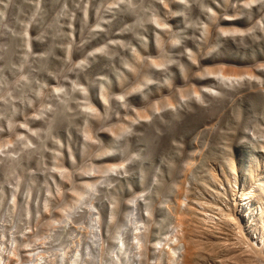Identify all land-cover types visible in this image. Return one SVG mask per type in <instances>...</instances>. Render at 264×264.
<instances>
[{
  "label": "rangeland",
  "instance_id": "rangeland-1",
  "mask_svg": "<svg viewBox=\"0 0 264 264\" xmlns=\"http://www.w3.org/2000/svg\"><path fill=\"white\" fill-rule=\"evenodd\" d=\"M261 181L264 0H0V264H228Z\"/></svg>",
  "mask_w": 264,
  "mask_h": 264
},
{
  "label": "bare ground",
  "instance_id": "bare-ground-1",
  "mask_svg": "<svg viewBox=\"0 0 264 264\" xmlns=\"http://www.w3.org/2000/svg\"><path fill=\"white\" fill-rule=\"evenodd\" d=\"M224 83H227V82H224ZM219 84H222V83L220 82ZM202 93L206 96L213 95V92L212 91L209 92L208 90H202ZM241 166H242V164H241ZM241 168L242 167H240V169ZM255 173H256V171L253 174H255ZM215 177H216V174H215ZM256 178L258 179V177H256ZM256 180H254V181H256ZM251 184H252V189L253 188L256 189L257 192H250V188L248 190L249 192H247V190H245L244 188H238L237 187L238 185L234 184L236 186H232L231 196H229V194H228V196L230 197L226 201L228 203L222 201L223 203H226L225 206H224V204L221 205V206H224L223 209L221 207H217L216 208L217 211H216L213 207H212V209L209 208L212 205L210 206L209 204L203 203L206 205V207H208L207 205H209L208 208L211 209V211L207 208V211L203 212L200 215V216H202L201 219L199 220L197 218V221L199 220V223L197 222L199 224V226L196 225L197 223L195 224L197 226V228H195V229H197V231L199 232L198 235L201 234V235L205 236V235H209V234H211V235L217 234V241H215L216 243L214 242V244H216L215 249L217 248L216 251H218V248H219V250H221V248H225L229 251V253L231 254L230 255L231 257L229 255H227L230 257V258L228 257L229 261L228 262L226 261L228 264L230 262H231V264H264V181L263 182L261 181L259 184L257 182H254V183L251 182ZM229 185H231V184H229ZM225 188H227V187H225ZM226 191H227V189H226ZM83 198H84V196L79 197V199H83ZM225 198L227 199L226 195H225ZM218 204H220V203H218ZM218 204H216V205H218ZM205 205H204V207H205ZM206 207L204 208L205 210H206ZM214 207H216V206H214ZM150 209H151V207H150ZM213 209L218 213H216V212L214 213ZM201 211H202V209H201ZM180 222H179V224H180ZM220 222H223L224 228L225 229L227 228V231L230 233V235L229 234L226 235V233H224V232H223L224 234L223 233L219 234V233H221V230L222 231L225 230L223 227L221 228V225H219V224H221ZM182 224H183V222H181V225ZM196 226H194V227H196ZM183 227H184V225H183ZM176 229H178V228H176ZM182 232H184V231H182ZM219 235H225V237L222 238L223 243L221 242V238ZM190 237H192V236H190ZM190 237L189 238L183 237L184 240H180L181 244L183 243L185 246L184 252H182V257H181L182 263L181 264H198L199 263V262H197L198 256L199 255L203 256L202 254L205 250L202 248H205L206 243L208 242V241H206V243H204L203 240L201 242V240L197 239L198 237L196 238L197 240L192 239ZM211 238L212 237L210 236V239ZM206 239L209 240V243H211L209 238H206ZM212 239H211V241H212ZM214 240H215V238H214ZM176 242L177 243L179 242L178 239L176 240ZM203 244H205V245H203ZM214 244H213V246H214ZM167 245L168 244H166V246ZM209 247H210V244H209ZM158 249L160 250L158 255L163 254L165 252L168 255V257L169 256L171 257V255H174V252H175L173 247H171V246H169V247H165V246L164 247H162V246L158 247V244L154 245V250L159 251ZM208 250H207V253H208ZM201 251H203L202 254H201ZM232 251L234 254L232 253ZM154 252H156V251H154ZM214 252H215V250H214ZM216 254L218 255V252ZM172 260L173 259L169 258L170 263H168V264H172ZM156 264H158V263H156ZM177 264H180V263L177 262ZM200 264H201V261H200Z\"/></svg>",
  "mask_w": 264,
  "mask_h": 264
},
{
  "label": "built area",
  "instance_id": "built-area-1",
  "mask_svg": "<svg viewBox=\"0 0 264 264\" xmlns=\"http://www.w3.org/2000/svg\"><path fill=\"white\" fill-rule=\"evenodd\" d=\"M156 264V263H155Z\"/></svg>",
  "mask_w": 264,
  "mask_h": 264
}]
</instances>
